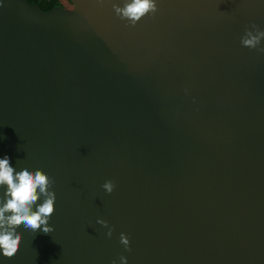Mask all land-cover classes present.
Wrapping results in <instances>:
<instances>
[{
	"label": "water",
	"instance_id": "obj_1",
	"mask_svg": "<svg viewBox=\"0 0 264 264\" xmlns=\"http://www.w3.org/2000/svg\"><path fill=\"white\" fill-rule=\"evenodd\" d=\"M155 3L0 0V159L56 194L0 264H264V0Z\"/></svg>",
	"mask_w": 264,
	"mask_h": 264
},
{
	"label": "clouds",
	"instance_id": "obj_2",
	"mask_svg": "<svg viewBox=\"0 0 264 264\" xmlns=\"http://www.w3.org/2000/svg\"><path fill=\"white\" fill-rule=\"evenodd\" d=\"M113 10L120 19L135 26L143 17L155 14L158 9L155 0H123V7L113 4ZM262 40H264V31L253 24L250 29H245V34L241 37V45L264 53V48L259 47ZM54 183L41 170L33 172L24 168L17 171L11 166L9 157L0 159V189L6 188L0 197V253L5 258H12L18 253L22 241L21 235L17 232L20 226L32 233L42 230L48 235L54 231L49 225L55 211L56 194L50 190ZM102 188L106 193L111 194L115 184L109 180L102 185ZM41 200L42 203H38ZM97 224L107 228V236L111 238L114 228L109 227L102 219L97 220ZM120 243L126 251H131L130 240L126 234H120ZM112 264L117 262L113 260ZM119 264H128L127 258L119 257Z\"/></svg>",
	"mask_w": 264,
	"mask_h": 264
},
{
	"label": "trees",
	"instance_id": "obj_3",
	"mask_svg": "<svg viewBox=\"0 0 264 264\" xmlns=\"http://www.w3.org/2000/svg\"><path fill=\"white\" fill-rule=\"evenodd\" d=\"M30 4L38 6L42 11L47 12L53 9L57 0H27Z\"/></svg>",
	"mask_w": 264,
	"mask_h": 264
}]
</instances>
